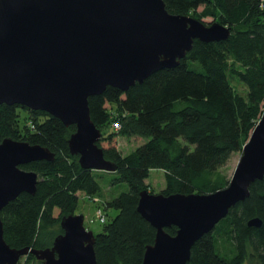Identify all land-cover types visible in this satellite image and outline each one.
I'll return each mask as SVG.
<instances>
[{"label":"trees","instance_id":"1","mask_svg":"<svg viewBox=\"0 0 264 264\" xmlns=\"http://www.w3.org/2000/svg\"><path fill=\"white\" fill-rule=\"evenodd\" d=\"M170 13L215 17L230 27L228 39L195 40L177 67L165 69L128 91L108 87L89 99L91 118L102 131L99 145L117 165L110 187L126 185L106 202L117 214L96 234L97 264H142L156 229L138 212L150 171L165 173V195L213 193L227 187L215 179L264 112V0H164ZM232 78L246 85L242 95ZM126 119L125 129L144 139L123 153L116 135L104 136L110 121ZM34 126V127H33ZM76 126H66L44 111L0 104V141L11 138L51 150L53 161H34L21 168L39 176L34 195L21 194L1 212L4 237L13 248L52 247L64 231L61 220L75 215L82 194L102 193L101 176L83 168L71 153L69 139ZM106 172V171H101ZM110 172V171H107ZM150 192V191H149ZM153 193V192H150ZM260 219L261 225H250ZM172 235L177 227L166 229ZM19 264H34V254ZM188 264H264V177L250 195L232 207L212 231L199 239Z\"/></svg>","mask_w":264,"mask_h":264},{"label":"water","instance_id":"2","mask_svg":"<svg viewBox=\"0 0 264 264\" xmlns=\"http://www.w3.org/2000/svg\"><path fill=\"white\" fill-rule=\"evenodd\" d=\"M231 29L168 11L164 0H0V104L44 111L66 126L72 154L83 168L116 171L99 145L102 131L89 99L108 87L128 91L177 67L195 40L222 41ZM41 145L0 141V264H19L29 253L42 264H97L96 234L83 214L63 217V233L46 249L11 247L1 212L23 193L34 195L39 176L21 168L53 161ZM264 177V113L242 150L229 185L213 193L141 192L138 212L155 229L142 264H188L196 242L250 195ZM260 219L250 225L260 226ZM177 227L175 235L167 228Z\"/></svg>","mask_w":264,"mask_h":264},{"label":"rangeland","instance_id":"3","mask_svg":"<svg viewBox=\"0 0 264 264\" xmlns=\"http://www.w3.org/2000/svg\"><path fill=\"white\" fill-rule=\"evenodd\" d=\"M204 10L203 7H200L197 11L196 15H188L194 18H197L207 25H211L214 22H219L215 19V17L209 16H201V12ZM232 84L237 92L242 95H246L248 89L246 85L240 82L236 78H232ZM264 113V112H263ZM261 119V118H259ZM125 122L126 119H118L110 121V123L103 127L104 136H109L110 134H115L117 137L115 139L116 144L118 145L119 149L127 154L135 150L138 146L142 145L145 141L141 137L135 136L134 133L127 131L125 129ZM259 122V121H258ZM116 123L120 124V127H116ZM258 124V123H257ZM256 127V126H255ZM254 127V128H255ZM250 132V136L254 130ZM249 136V139H250ZM248 139V140H249ZM242 152H236L233 154L230 161L222 168H220L214 178L218 179L220 182L225 184L230 183L233 174L239 164L241 159ZM103 170H96L97 174L103 176L101 178V185H102V193L95 197H89L87 195L82 194L79 199L78 208L76 210L77 214H83L85 217V227L88 230H92L94 233H99L103 230L104 224L100 222V219L103 215L107 217V221L111 220L113 217L116 216L117 211L115 209H108L106 208V202L111 200L117 193L127 190L126 185L117 186V187H110L109 180L113 178L114 174L112 172H101ZM148 184L149 191L153 193H162L166 186L165 180V173L161 169H153L150 171L149 177L146 180ZM229 185V184H228ZM227 185V186H228ZM25 256L22 257L20 260L21 262L25 261ZM34 264H39V262H35Z\"/></svg>","mask_w":264,"mask_h":264},{"label":"built area","instance_id":"4","mask_svg":"<svg viewBox=\"0 0 264 264\" xmlns=\"http://www.w3.org/2000/svg\"><path fill=\"white\" fill-rule=\"evenodd\" d=\"M34 127V126H33ZM116 127L119 128L120 127V124L119 123H116ZM107 221V217L104 215H102L101 219H100V222L101 223H105Z\"/></svg>","mask_w":264,"mask_h":264}]
</instances>
